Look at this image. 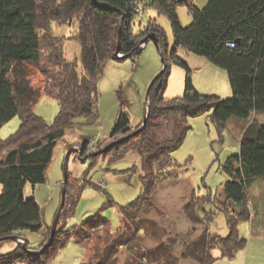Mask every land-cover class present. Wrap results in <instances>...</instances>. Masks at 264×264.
Masks as SVG:
<instances>
[{
  "label": "trees",
  "instance_id": "16d2710c",
  "mask_svg": "<svg viewBox=\"0 0 264 264\" xmlns=\"http://www.w3.org/2000/svg\"><path fill=\"white\" fill-rule=\"evenodd\" d=\"M183 5L192 16L187 26L182 25L178 15V7ZM151 9L169 18L173 45L156 18L142 26L145 11ZM75 20V38L81 47L80 67L77 61L65 57L64 44L54 34V23L71 24ZM148 35L157 38L163 71L153 79L147 92L145 127L140 130L132 126L129 112L121 107L108 137L110 142L91 153L92 144L85 137L78 155L84 163L89 161L81 186L88 183L102 190L86 175L98 160L103 157L112 164L137 155V164L125 173L132 170L139 175L142 193L121 206L124 228L113 234L106 218L98 216L79 227L66 228L62 220L71 217L78 200L77 194L67 190L53 241H49V236L33 249L21 231L38 232L44 227L43 210L34 193L36 185L46 182L58 141L67 130L76 127L78 118L85 117L87 125L99 120L98 83L107 63L137 58L146 47L140 44ZM47 45L52 48L48 58L57 71L51 74L46 67L41 69L48 81L43 93L32 86L27 66L40 63ZM118 50L123 57L117 56ZM185 53L204 56L226 70L232 96L201 93L182 57ZM172 64L186 70L185 91L183 96L168 100L164 94ZM42 94L57 100L59 111L52 122L35 113ZM204 112H210L218 128L226 127L232 119L242 121L253 113L264 114V0H209L205 7L196 6L193 0H0V128L17 116L21 119L14 133L0 138V247L12 235L24 239L15 240L7 252L0 251V264H51L71 235L80 245L97 236L103 245L95 252V261L114 262L120 249L132 244L144 230L142 223L146 218L141 214L153 208L158 189L179 178L181 165L174 159L173 151L181 146L191 128L189 118ZM220 169L229 177L223 185V198L213 192L197 196L192 191L194 196L191 194L185 205L192 218H201V210L209 223L216 212L226 217L227 237L206 229L195 247H186L189 252L195 251L201 264L215 262L218 256L215 258L212 250L222 257H233L247 245L239 225L243 220L255 221L249 193L257 180L264 179V125L249 123L241 134L239 151L228 155ZM69 180L70 176L68 188ZM28 185H32L31 195L27 194ZM208 206L210 210L206 209ZM261 222L264 227V219Z\"/></svg>",
  "mask_w": 264,
  "mask_h": 264
},
{
  "label": "rangeland",
  "instance_id": "374dc122",
  "mask_svg": "<svg viewBox=\"0 0 264 264\" xmlns=\"http://www.w3.org/2000/svg\"><path fill=\"white\" fill-rule=\"evenodd\" d=\"M208 1L193 0V3L198 7H205ZM178 15L183 26L192 22V16L186 5L178 7ZM151 18L157 19L167 32L170 45H173V31L169 18L166 15H159L154 9L146 10L141 20L142 26ZM77 29L76 20L71 24L54 23V34L59 36V43L64 44L62 47L65 57L70 61H77L80 67L81 47L75 38ZM46 47L40 63L27 66L32 86L40 88L43 93L48 81L41 73V69L46 67L45 69L51 74L57 71L48 58L52 48L48 45ZM182 57L188 62L193 83L201 93L215 94L222 98L232 96L226 70L195 53H185ZM162 69L163 63L158 48L152 40H148L143 52L137 58L111 60L107 63L98 83L99 120L92 125L85 123L87 121L85 117L76 120V127L67 130L64 137L58 141L47 170L46 182L36 185L34 195L43 210L44 227L38 232L21 231L30 247L39 248L41 243L51 236L49 231L61 204L64 166L69 151L71 153L68 157L67 173L68 179L70 176V186L68 188L66 184V192L68 190L69 193L77 194L78 200L71 217L62 220V223L70 229L81 226L91 217L98 216L106 218L110 229L114 231L113 234L118 228H124L125 221L121 217V206L133 202L142 193L139 175L132 173V170L125 173V170L137 164V155H128L112 164L103 157L98 160L86 175H88L87 180L98 183L106 191L104 192L88 183L81 186L84 182L82 177L89 169V161L84 163L78 158L79 147L85 137L89 138L92 144L91 153L108 144L110 142L108 137L121 107L129 112L132 126L141 130L149 104L146 99L148 89ZM185 76L184 68L176 64L171 65V74L164 94L166 99L183 96ZM217 89L225 96L213 92ZM34 110L47 122H52L57 116L59 106L55 98L42 94ZM252 122L264 125V114L253 113L249 119L242 121L232 119L224 128H218L212 121L210 112L191 116L188 123L191 128L181 146L172 154L181 165L177 171L179 178L172 179L167 185L158 189L153 197V208L141 214L146 218L142 223L144 230L138 233L132 244L120 249L114 262L110 264H201L195 251L189 252L186 247L190 245L195 247L194 244L206 229L213 234L227 237L229 230L226 217L224 213L216 212L213 221L209 223L207 216L202 217L204 212L201 210L198 212L201 218L197 216L192 218L186 212L185 205L193 195L192 191H195L197 196H208L213 192L223 198V185L229 177L220 168L228 155L239 151L241 134ZM20 123L21 119L17 116L4 124L0 128V138L5 139L14 133ZM27 194H32V185H28ZM74 195L72 196L75 197ZM249 199L252 203L251 211L256 214L255 221L243 220L239 225L241 236L247 239L246 247L233 257H222L219 252L212 250V255L215 258L218 256L213 264H264V227L261 222L264 219V179L256 181V185L249 193ZM203 201L205 202L206 199ZM206 209L211 208L208 206ZM63 227L59 229L62 230ZM71 236L51 264H97L94 254L100 250L103 242H99L95 236L93 240L80 245L74 235ZM15 244L13 239L4 240L0 251L7 252L8 247H13Z\"/></svg>",
  "mask_w": 264,
  "mask_h": 264
},
{
  "label": "water",
  "instance_id": "95a60500",
  "mask_svg": "<svg viewBox=\"0 0 264 264\" xmlns=\"http://www.w3.org/2000/svg\"><path fill=\"white\" fill-rule=\"evenodd\" d=\"M148 40H152V41H154L155 44L158 42V41H157V38H156L154 35H148L146 38H144V40L142 41V43H143V44H147ZM232 46H233V44H232ZM118 53H119V50H118V52H117V56H118V57H123V56H120ZM162 71H163V69H162ZM162 71H161V72H162ZM161 72H160L156 77H158V76L161 74ZM156 77H155V78H156ZM150 86H151V85H150ZM147 114H148V109H147ZM146 121H147V115H146L145 118H144V124H143V126H142L143 128H144L145 125H146ZM143 128H142V129H143ZM70 153H71V151L68 152V154H67V156H66V160H65V166H64V169H65V175H64V181H63V184H62V199H61V204H60V206H59V209H58V211H57V214H56V216H55V219H54V221H53V224H52V226H51L50 242H52L53 239H54V235H55V231H56V228H57V225H58V221H59L60 213H61V210H62L63 206L65 205V200H66V184H67V180H68L67 163H68V157H69ZM10 239L17 240V241H20V242H24V241H22L18 236H15V235H12V236L10 237ZM50 242H49V243H50Z\"/></svg>",
  "mask_w": 264,
  "mask_h": 264
},
{
  "label": "crops",
  "instance_id": "0c3cea01",
  "mask_svg": "<svg viewBox=\"0 0 264 264\" xmlns=\"http://www.w3.org/2000/svg\"><path fill=\"white\" fill-rule=\"evenodd\" d=\"M213 92H216V93H218V94H220V95H222V96H225V95H223L218 89H217V90H213Z\"/></svg>",
  "mask_w": 264,
  "mask_h": 264
}]
</instances>
